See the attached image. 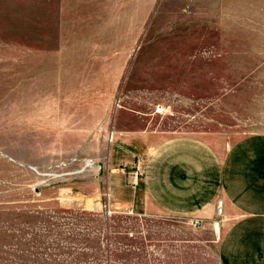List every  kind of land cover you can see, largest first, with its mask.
I'll list each match as a JSON object with an SVG mask.
<instances>
[{
	"label": "rangeland",
	"instance_id": "374dc122",
	"mask_svg": "<svg viewBox=\"0 0 264 264\" xmlns=\"http://www.w3.org/2000/svg\"><path fill=\"white\" fill-rule=\"evenodd\" d=\"M251 132L264 0H0V264H219L217 228L109 208L104 177L139 179L112 149Z\"/></svg>",
	"mask_w": 264,
	"mask_h": 264
},
{
	"label": "crops",
	"instance_id": "0c3cea01",
	"mask_svg": "<svg viewBox=\"0 0 264 264\" xmlns=\"http://www.w3.org/2000/svg\"><path fill=\"white\" fill-rule=\"evenodd\" d=\"M137 154L143 173L136 184H129L120 170L105 173L109 208L198 218L197 231L212 227L219 231V264H264V132L241 135L226 148L173 136L156 140L139 153L112 149L110 161L129 164ZM217 198L223 199L221 215L216 213ZM101 203L92 197L82 200L88 209Z\"/></svg>",
	"mask_w": 264,
	"mask_h": 264
},
{
	"label": "built area",
	"instance_id": "2783aa9c",
	"mask_svg": "<svg viewBox=\"0 0 264 264\" xmlns=\"http://www.w3.org/2000/svg\"><path fill=\"white\" fill-rule=\"evenodd\" d=\"M142 163L139 160L135 161V164L133 166V173H132V177H133V181L136 182L137 178L140 177L143 173L142 170ZM215 207H216V213L218 215L222 214L223 211V199L222 198H217L216 199V203H215ZM185 221H187L191 226H193L194 228L198 229L201 226V220L198 218H188L185 219Z\"/></svg>",
	"mask_w": 264,
	"mask_h": 264
},
{
	"label": "bare ground",
	"instance_id": "6f19581e",
	"mask_svg": "<svg viewBox=\"0 0 264 264\" xmlns=\"http://www.w3.org/2000/svg\"><path fill=\"white\" fill-rule=\"evenodd\" d=\"M216 223V222H215ZM215 225V224H214Z\"/></svg>",
	"mask_w": 264,
	"mask_h": 264
}]
</instances>
